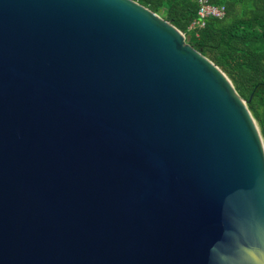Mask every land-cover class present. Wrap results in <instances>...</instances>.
I'll use <instances>...</instances> for the list:
<instances>
[{
    "label": "water",
    "instance_id": "95a60500",
    "mask_svg": "<svg viewBox=\"0 0 264 264\" xmlns=\"http://www.w3.org/2000/svg\"><path fill=\"white\" fill-rule=\"evenodd\" d=\"M0 264H264V138L171 21L0 0Z\"/></svg>",
    "mask_w": 264,
    "mask_h": 264
},
{
    "label": "trees",
    "instance_id": "16d2710c",
    "mask_svg": "<svg viewBox=\"0 0 264 264\" xmlns=\"http://www.w3.org/2000/svg\"><path fill=\"white\" fill-rule=\"evenodd\" d=\"M136 1L171 21L229 76L264 138V0H209L224 5L226 15L207 18L197 30L189 27L198 17V0Z\"/></svg>",
    "mask_w": 264,
    "mask_h": 264
},
{
    "label": "built area",
    "instance_id": "2783aa9c",
    "mask_svg": "<svg viewBox=\"0 0 264 264\" xmlns=\"http://www.w3.org/2000/svg\"><path fill=\"white\" fill-rule=\"evenodd\" d=\"M198 4V17L191 23L189 27L191 30L204 27L207 18H223L226 15V7L224 5L213 4L209 0H198Z\"/></svg>",
    "mask_w": 264,
    "mask_h": 264
}]
</instances>
